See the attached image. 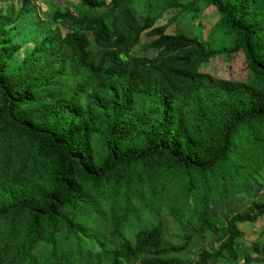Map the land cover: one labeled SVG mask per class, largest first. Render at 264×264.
Instances as JSON below:
<instances>
[{"label":"trees","instance_id":"16d2710c","mask_svg":"<svg viewBox=\"0 0 264 264\" xmlns=\"http://www.w3.org/2000/svg\"><path fill=\"white\" fill-rule=\"evenodd\" d=\"M199 5L217 14L205 38L180 24ZM75 9L52 23L0 0V264H182L189 249L252 264L238 225L264 217V187L223 218L212 202L264 184V0ZM142 35L154 56L133 51ZM240 52L243 77L201 70Z\"/></svg>","mask_w":264,"mask_h":264},{"label":"rangeland","instance_id":"374dc122","mask_svg":"<svg viewBox=\"0 0 264 264\" xmlns=\"http://www.w3.org/2000/svg\"><path fill=\"white\" fill-rule=\"evenodd\" d=\"M34 3L38 6V14L40 18L48 22H52L51 14L55 9L63 10L64 8H69L76 10L75 8L77 6V0H34ZM199 7L200 10L196 13L195 17L187 16L181 18L180 24L183 30L188 31L190 29L189 24L186 22L188 20V23L191 22L193 24L192 31L195 34L200 35L202 38H205L211 24L216 20L217 14L211 7H205L204 5H199ZM169 15L170 14L166 13L160 20H158V22H166ZM66 24H68L67 21L59 22V25L63 28H65ZM149 40V37L142 35L139 39V43L133 51L137 55L141 56H154L156 54V50L149 49L147 47ZM201 70L212 74L216 78H240L244 76L246 71L244 57L241 52L233 55L231 60H227L224 56L214 57L203 65ZM263 187L264 184L263 186H260V184L253 185L250 193L233 198L230 201V205L227 210L223 209L220 202H212V216L223 218L225 215L245 210L246 206L251 201L259 197L263 191ZM238 227L242 233L239 239V243L241 245L239 248L240 258L247 256L252 260V264H263L264 217H261L253 223L247 222L240 224ZM175 233H177L176 230ZM176 257L182 264H216V261L199 263V254L195 249L180 252L176 254Z\"/></svg>","mask_w":264,"mask_h":264}]
</instances>
